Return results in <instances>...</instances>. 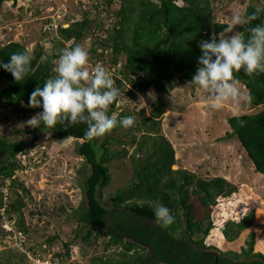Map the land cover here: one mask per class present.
Here are the masks:
<instances>
[{"label":"trees","instance_id":"obj_1","mask_svg":"<svg viewBox=\"0 0 264 264\" xmlns=\"http://www.w3.org/2000/svg\"><path fill=\"white\" fill-rule=\"evenodd\" d=\"M6 2L15 4L16 0H0V15ZM114 4L115 0L94 1L79 21L71 22V16L65 15L63 23L69 26H59L54 34L45 29L52 23L50 15L45 18L41 31L43 35L52 36L53 49L46 51L42 45H36L32 50L31 72L19 82L10 72L0 68V103L9 110L10 118L42 112V108L29 106L30 94L56 75L53 61L58 60L63 49L79 45L98 29L104 37H97L89 49V63L101 62L105 68L116 65L121 76L111 75L121 95L110 106L108 114L118 113V105L124 97L135 99L150 89L156 92L150 117L145 111L139 113L141 136L132 139L133 152L129 155L127 149H117L118 142L112 137L98 145L96 138L85 137L84 124H57L50 129L41 124V128L26 132L28 139L0 140V181L10 182L6 189L10 192L0 195V209L6 206V214L12 218L11 212L25 207L19 190L24 195L29 192L14 177L17 171L23 170L19 158L34 151L40 134H46L49 141L74 139L81 141L78 154L91 171L83 184L86 212L78 218L81 231L79 235L75 232V238L81 237L82 243L89 245L92 238L103 235L108 239L106 250L115 246L123 251L120 260L96 258L94 264H264V255L255 252V233L249 234L240 253L216 251L221 255L217 263L215 255L208 254L210 248L205 245V238L213 230V222L207 220L206 228L200 230L201 237L196 238L195 230L200 225L193 219L192 177L185 169H173L175 150L161 133V120L167 109L166 95L176 88L177 82L187 83L195 74L197 58L201 55L199 42L210 39L213 33H220L228 24L217 19L212 0H120L119 7L110 10ZM257 8L261 9L260 20L249 27L264 23V5L250 4L243 16ZM248 34L245 32L246 37ZM25 48L19 42L3 46L0 63H8L11 54ZM235 75L247 90L250 105L257 111L228 118L231 131L226 138L237 139L254 171L264 176V73L248 76L241 70ZM127 157L132 165L131 182L109 196L113 208L110 211L102 201L104 190L113 182L110 165ZM157 200L169 208L174 217L173 224L168 227H163L156 219L154 203ZM254 223L253 209L242 219L225 223L222 234L227 241L234 242ZM9 234L12 233L3 229L0 216V242L8 239ZM24 234L28 237L26 232ZM51 243H47L48 247ZM42 246L23 243L24 249L41 258L44 257ZM63 248L62 252L53 253V258L61 264L70 259L73 247L65 244ZM14 258L17 262L13 264L24 261L32 264L24 252ZM7 261H10L7 264L13 262Z\"/></svg>","mask_w":264,"mask_h":264},{"label":"rangeland","instance_id":"obj_2","mask_svg":"<svg viewBox=\"0 0 264 264\" xmlns=\"http://www.w3.org/2000/svg\"><path fill=\"white\" fill-rule=\"evenodd\" d=\"M94 1L100 0H16L15 4L6 2L0 15V48L11 42H19L32 50L38 44L46 51L51 50L54 47L52 36L43 35L42 21L51 16L54 9L62 7L67 10L66 15L71 16V22L79 21L85 11L90 10ZM212 2L217 19L226 24L230 23L234 13L243 16L250 4L264 5V0ZM119 3L120 0H115V4L109 9H117ZM242 29L243 27L237 26L235 30ZM99 36L104 37V34L95 29L79 45L89 51ZM107 53L110 54L108 51ZM178 83L166 95L167 109L161 120V133L175 150L176 166L173 169H185L192 177L193 219L200 225L195 230L196 238L201 237L200 230L206 228L209 220L213 222L214 228L205 238V245L211 250L240 253L249 240V234L255 233V252L264 255V176L254 171L237 139L226 138V134L231 131L228 118L251 114L257 110L250 105L248 92L241 84L239 88L245 99H241L239 103L226 101L220 109H214L211 107L213 101L201 89L186 86L187 83ZM150 91L154 93L155 99L148 95ZM155 101L156 92L153 89L137 95L135 99L124 97L118 105L116 115H122V118L136 117L134 126L127 129L121 127L96 138L98 145L112 137L118 142L117 149L125 148L131 155L134 148L131 146L132 139L141 136L139 113L145 111L146 116L150 117ZM33 115L35 114L27 117L15 115L10 118L9 110L0 103V140L19 141L30 138L26 132L32 128L26 126L25 121ZM80 145L81 141L74 139L49 141L47 135L42 133L33 148L34 151L19 158L23 170L18 171L16 180L26 188L29 195H24L19 190V195L23 196L26 203L25 207L10 214L17 222V229L26 232L29 237L27 244H46L42 246L46 264H61L58 259L53 258V253L62 252L65 244L73 248L70 259L64 264H94L93 259L96 258L106 261L120 260V253L123 252L121 247L115 246L106 250L108 239L103 235L92 238L89 245L83 244L81 237L75 238V232L79 235L81 231L78 218L86 212L83 184L91 172L85 160L78 154ZM110 171L113 182L110 188L104 190L102 201L113 211L109 196L131 182L132 165L129 157L113 162ZM2 183L6 182L0 181V195L9 193L6 190L8 185L3 186ZM253 209V227L234 242L227 241L222 234L225 223L240 220ZM158 223L161 224L159 221ZM182 224L185 226V220H182ZM49 241H52L49 244L51 247L47 245ZM19 249L16 250L14 241H1L0 264H7V260L13 261L12 264L16 263L15 255L22 252ZM23 251L28 253L27 249ZM28 263L30 264L29 261ZM28 263L24 261L22 264Z\"/></svg>","mask_w":264,"mask_h":264},{"label":"clouds","instance_id":"obj_3","mask_svg":"<svg viewBox=\"0 0 264 264\" xmlns=\"http://www.w3.org/2000/svg\"><path fill=\"white\" fill-rule=\"evenodd\" d=\"M260 13V8L245 16L234 13L220 33H213L210 39L199 42L198 67L186 86L201 89L213 101L211 107L214 109H220L226 101L239 103L245 99L236 73L241 70L248 76L264 73V23L249 27L260 20ZM237 26L243 27L244 31H236ZM245 32L249 33L247 37ZM32 59V48L26 47L11 54L9 62L0 63V68L10 72L19 82L31 72ZM53 64L56 75L48 78L43 87L37 86L29 98L30 107L43 111L25 121L26 126L41 128L43 124L44 128L50 129L57 124H84L88 139L103 137L117 126L125 129L134 126V116L118 118L115 113L108 114L110 106L121 95L120 90L102 64H95L89 71V53L83 46L63 49ZM148 95L155 99L153 92ZM240 123L243 126V121ZM154 209L156 219L163 227L173 224L174 217L169 208L157 200Z\"/></svg>","mask_w":264,"mask_h":264},{"label":"built area","instance_id":"obj_4","mask_svg":"<svg viewBox=\"0 0 264 264\" xmlns=\"http://www.w3.org/2000/svg\"><path fill=\"white\" fill-rule=\"evenodd\" d=\"M67 10L65 8H57L53 10V14L51 16H49L52 19V23H49L46 25L45 29L47 31H49V33H56V31L58 30L59 26H62L63 28H67L69 26V24L67 23H63L64 20V16L66 15ZM100 64H102L101 62H99ZM89 66V71H91V69L95 66L94 64L90 63L88 64ZM106 69L111 73V75H118V77L120 78L121 76L117 73L118 71V67L115 65H113L112 67H106ZM18 173V172H17ZM16 178V176L14 177ZM6 184L9 186L10 182L7 180ZM0 216L2 218V227L5 231L12 233L11 235H8V242L10 241H14L15 245L18 246L19 248H21V251L24 252V247H23V243L26 242L27 237L25 236L24 232L20 229H17V222L15 221V219L9 218L6 214V206L3 207L0 210ZM26 253V252H24ZM29 257V259L33 262V264H46V257L44 256L43 258L40 257V255H34L32 253H30L28 251V253H26ZM48 264H55V263H48ZM60 264V263H59Z\"/></svg>","mask_w":264,"mask_h":264},{"label":"flooded vegetation","instance_id":"obj_5","mask_svg":"<svg viewBox=\"0 0 264 264\" xmlns=\"http://www.w3.org/2000/svg\"><path fill=\"white\" fill-rule=\"evenodd\" d=\"M209 250H211V249H209ZM209 250H208V254L210 253V254L215 255V257H216V263H217V261L219 260V258L221 257V255L217 254L215 250H211V251H209ZM223 258H227V257L223 256Z\"/></svg>","mask_w":264,"mask_h":264},{"label":"bare ground","instance_id":"obj_6","mask_svg":"<svg viewBox=\"0 0 264 264\" xmlns=\"http://www.w3.org/2000/svg\"><path fill=\"white\" fill-rule=\"evenodd\" d=\"M259 216H261V215H259Z\"/></svg>","mask_w":264,"mask_h":264},{"label":"water","instance_id":"obj_7","mask_svg":"<svg viewBox=\"0 0 264 264\" xmlns=\"http://www.w3.org/2000/svg\"><path fill=\"white\" fill-rule=\"evenodd\" d=\"M29 1H31V0H29Z\"/></svg>","mask_w":264,"mask_h":264}]
</instances>
